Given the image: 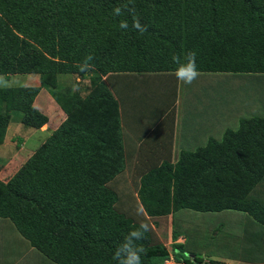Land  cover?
<instances>
[{
	"label": "trees",
	"instance_id": "1",
	"mask_svg": "<svg viewBox=\"0 0 264 264\" xmlns=\"http://www.w3.org/2000/svg\"><path fill=\"white\" fill-rule=\"evenodd\" d=\"M125 3L3 0L1 13L8 23H0V74L41 72L51 64L38 51L41 47L63 60L92 56L88 63L99 68L113 90L118 76L161 84L156 77L179 66L172 56L184 63L189 51L196 53L199 72L264 75V0H131V12L115 15L113 9ZM137 19L147 28L143 34L133 26ZM122 21L127 29L120 27ZM14 28L33 42L12 39ZM94 79L83 99L55 93L51 80V94L67 118L14 177L0 181V219L55 264H117V247L150 218L183 208L241 210L247 214L242 251L231 260L264 263V251H258L264 248V117L243 119L221 142L212 139L205 148L181 153L175 165L166 160L144 172L137 202L124 201L135 204L132 218L118 208L127 188L112 185L126 162L118 99L100 78ZM130 88L134 99L151 98L153 105L170 97L162 87ZM35 95L0 88V143L13 111L22 112L30 127L46 124V117L31 107ZM177 237L172 233L174 241ZM154 239L150 226L138 242L146 249L143 264H162L170 254L183 264H215L188 251L185 243L168 250Z\"/></svg>",
	"mask_w": 264,
	"mask_h": 264
},
{
	"label": "rangeland",
	"instance_id": "2",
	"mask_svg": "<svg viewBox=\"0 0 264 264\" xmlns=\"http://www.w3.org/2000/svg\"><path fill=\"white\" fill-rule=\"evenodd\" d=\"M2 7L3 0H0V23H8V20L2 16ZM11 30L16 36V38L12 39H18L20 43L24 40L28 43L33 42L31 39H25L20 35L17 29L14 28ZM37 49L51 63L46 67L43 66L44 68L41 72L28 71L16 74H0V88L25 90L28 97L32 94H36L31 102V107L46 117L45 125L40 128H33L24 124L22 121L24 114L22 112H11L10 119L5 126L3 140L0 143V181L2 182H7L14 177L29 158L67 118L66 113L51 94V90L49 89L51 80L55 79L56 82L55 88L52 89L55 93L65 98L77 94L80 99H83L92 90L94 85H91V83L95 80L94 78H100L103 83L106 77L100 72L99 68L95 66L89 70H82L85 57H80L75 60H63L60 57H49L41 47H37ZM65 70L70 72L55 74L58 71L64 72ZM81 74H84L83 78H81ZM104 85L107 89L108 86L105 82ZM169 86L170 81L164 80L161 84L153 83L150 85L144 82L133 83L130 80L127 90L132 92L130 87H136L139 88V91H142L149 87L159 91V88L162 87V91L169 92L170 95L169 98L159 101V113L164 110L166 115L167 110L170 109L168 105L171 104L174 99L171 87ZM198 87H200V83ZM108 89L112 93L111 88L109 87ZM197 93L198 95L201 94V92ZM193 98L194 100L198 99L197 102L195 101L194 103L196 108L192 109L193 116H199L203 113V110H201L202 97L192 95V99ZM227 100L228 113L231 114L234 112L233 109L236 105L235 92L227 90ZM153 107L155 106L151 102V98H148L141 101L135 107V112L139 114H148ZM252 110H254V114L256 113L255 115L264 116V91L254 92V108H252ZM196 118L197 120H201L200 117ZM195 124L200 128L204 127L208 129L210 127L209 124H202L201 122ZM200 148L203 147H199L193 152L198 151ZM138 181L137 179L136 182ZM113 184L119 188L121 187L122 190L127 188L118 208L133 218L136 213L135 204L133 205V202L124 204V201L128 200L127 198L130 200L134 198L137 202L138 186L132 183L130 172L124 169L112 185ZM125 184L128 186H125ZM257 186H259V189L260 183ZM262 186L264 185H261V187ZM258 189L254 188L256 194ZM246 215L247 214L241 210L199 212L193 209L183 208L167 217L150 218L149 225L155 234L156 240H154L166 246L168 250H171V245L173 243H185L188 251L197 252L204 260H212L215 264H230L232 263L231 258L242 251V247L240 246L244 234L242 224ZM13 230V226L9 221L0 219V264H55L52 260L50 261L45 257L37 248H32L28 243H25L20 235ZM172 233H178L177 240L174 241L172 239ZM185 255L188 258H192L188 253ZM163 263L164 262H162V264ZM156 264H160L159 260Z\"/></svg>",
	"mask_w": 264,
	"mask_h": 264
},
{
	"label": "crops",
	"instance_id": "3",
	"mask_svg": "<svg viewBox=\"0 0 264 264\" xmlns=\"http://www.w3.org/2000/svg\"><path fill=\"white\" fill-rule=\"evenodd\" d=\"M131 78L130 75L125 78L118 76L113 82L116 88H110L120 107L125 171L130 172L131 181L136 185L139 182H136L137 179H141L148 169L159 167L166 160L175 165L181 153L205 148L212 139L221 142L228 130H237L241 120L257 116L252 110L254 92L264 91V75L200 72L199 78L189 85L178 81L175 72H171L156 77L160 81H170L174 99L167 112L171 115H165L164 110L155 112L159 111L155 110L157 107L160 109L158 104H154L155 107L148 114H139L135 112V107L143 98L139 96V99H134L127 90L126 80L128 82ZM140 79L145 80L143 77ZM227 90L235 92L236 105L231 114L228 113ZM192 95L202 97L203 113L199 116H193L192 109L196 108L194 103L198 99H192ZM198 122L210 127L200 128L195 124ZM258 251L262 252L264 248ZM237 263L241 262L232 260L230 264Z\"/></svg>",
	"mask_w": 264,
	"mask_h": 264
},
{
	"label": "clouds",
	"instance_id": "4",
	"mask_svg": "<svg viewBox=\"0 0 264 264\" xmlns=\"http://www.w3.org/2000/svg\"><path fill=\"white\" fill-rule=\"evenodd\" d=\"M131 0H128V3L123 4L122 6H118L113 9L115 15H122L123 10L127 9L129 12L132 9L129 7ZM134 28L138 30L141 34H143L147 28L146 26H142L137 19L134 23ZM120 27L122 29H127L128 25L126 22H121ZM92 56H88L85 59L82 70H89L93 67L90 65L88 61L92 60ZM173 63L179 65L175 70V77L178 81H182L185 84L194 83L200 76V72L198 71L196 64V53L195 51H189L186 56V62L181 63V58L178 55L172 56ZM150 231V226L147 223H141L140 227L134 229L128 233V235L124 238L122 244H120L116 252L114 254V260H116L117 264H143L142 255L146 254V249L139 244V241L145 239V234Z\"/></svg>",
	"mask_w": 264,
	"mask_h": 264
},
{
	"label": "built area",
	"instance_id": "5",
	"mask_svg": "<svg viewBox=\"0 0 264 264\" xmlns=\"http://www.w3.org/2000/svg\"><path fill=\"white\" fill-rule=\"evenodd\" d=\"M163 264H183L182 262H178L174 259V257L172 255H170Z\"/></svg>",
	"mask_w": 264,
	"mask_h": 264
}]
</instances>
